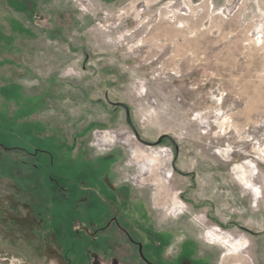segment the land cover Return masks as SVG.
Returning <instances> with one entry per match:
<instances>
[{
    "label": "rangeland",
    "instance_id": "1",
    "mask_svg": "<svg viewBox=\"0 0 264 264\" xmlns=\"http://www.w3.org/2000/svg\"><path fill=\"white\" fill-rule=\"evenodd\" d=\"M61 1L37 95L0 85V264H142L116 209L157 264H264V0Z\"/></svg>",
    "mask_w": 264,
    "mask_h": 264
},
{
    "label": "crops",
    "instance_id": "2",
    "mask_svg": "<svg viewBox=\"0 0 264 264\" xmlns=\"http://www.w3.org/2000/svg\"><path fill=\"white\" fill-rule=\"evenodd\" d=\"M97 1L103 5L120 2ZM63 5L61 0H0V85L2 79L9 77L20 83L26 94L37 95L31 90L37 85L30 86L31 80L26 79L32 75L40 79L41 74L37 72H41V61H45L41 57L49 54L53 42L63 41L62 29H72L76 21L69 8L61 9ZM53 52L59 54V51Z\"/></svg>",
    "mask_w": 264,
    "mask_h": 264
},
{
    "label": "flooded vegetation",
    "instance_id": "3",
    "mask_svg": "<svg viewBox=\"0 0 264 264\" xmlns=\"http://www.w3.org/2000/svg\"><path fill=\"white\" fill-rule=\"evenodd\" d=\"M110 157H106V159H109ZM103 222L104 224L100 226L99 228L97 227V224H93V229L89 230V235H91L93 238H96L97 236L101 235L103 232H111L115 237L117 238H123L124 242H127L128 245L134 246L137 248V256L140 259V262L142 264H157L158 259L155 256H147L145 257L144 255V244L140 242L138 239V234L133 233L131 230H128L125 228L123 225V218H121L120 215V210L116 209L109 213L108 215L103 216ZM76 231L79 230L80 227H74ZM100 232V234H99ZM112 235V236H113ZM158 237V236H157ZM156 236H153V241L155 242ZM155 248L160 247V243H154ZM141 247V254L139 252V248ZM186 252V254H185ZM189 253V251H188ZM227 253L226 255H228ZM177 259L175 261V264H205L202 259H192L188 258L187 260V250L185 247L181 249L179 254L177 255ZM186 256V257H185Z\"/></svg>",
    "mask_w": 264,
    "mask_h": 264
},
{
    "label": "bare ground",
    "instance_id": "4",
    "mask_svg": "<svg viewBox=\"0 0 264 264\" xmlns=\"http://www.w3.org/2000/svg\"><path fill=\"white\" fill-rule=\"evenodd\" d=\"M260 150V149H259ZM260 152H261V150H260ZM136 157L137 158H139V156L138 155H136ZM153 161V160H152ZM236 169L237 170H239V171H241V176H240V179H241V182L242 183H244L245 185H247V186H249V179L247 178V176H246V171H245V169H244V166L243 165H241V166H236ZM239 175V174H238ZM156 182H154V184H155ZM162 184H163V182H162ZM157 185L159 186V187H156L155 188V191H156V198H155V202L157 203V204H163L164 203V201H162L161 199L162 198H164V196H163V193L165 192V191H163L162 190V186L160 185V184H158L157 183ZM155 186V185H154ZM250 187H251V185H250ZM254 191H255V193H258L259 192V190L257 191V189L256 188H252ZM209 233V232H208ZM209 236L210 237H212V238H214L215 240H218L219 242H222V243H225V244H227L232 250H234L233 252L231 251L230 252V254H234L235 252V254H237V250L240 248V246H241V244H240V242H231L230 240H228V238H225L224 236H221V234H215V233H209ZM228 247V248H229ZM230 250V249H229ZM237 264H240L239 262L237 263Z\"/></svg>",
    "mask_w": 264,
    "mask_h": 264
},
{
    "label": "water",
    "instance_id": "5",
    "mask_svg": "<svg viewBox=\"0 0 264 264\" xmlns=\"http://www.w3.org/2000/svg\"><path fill=\"white\" fill-rule=\"evenodd\" d=\"M110 104H111V105H115V106L122 107V108L124 109V111H125V115H126V122H127L128 126L130 127V129L133 131L135 139H136L139 143H141V144H143V145H145V146H147V147H150V146L158 145V144L161 142V138H163V137H167L166 135L160 137L156 143H149V142H146V141L142 140V139L139 137V135H138L136 129L134 128V126H133V125L131 124V122H130V119H129V110H128L127 106H126L125 104H123V103H112V102H110ZM139 252H140V254H141V247L139 248Z\"/></svg>",
    "mask_w": 264,
    "mask_h": 264
},
{
    "label": "built area",
    "instance_id": "6",
    "mask_svg": "<svg viewBox=\"0 0 264 264\" xmlns=\"http://www.w3.org/2000/svg\"><path fill=\"white\" fill-rule=\"evenodd\" d=\"M70 1H76L77 2L78 0H70ZM92 1H94V0H92ZM89 5H90V2L80 4V8H81L80 10L85 11V12H89L88 8L91 7L92 4H91V6H89Z\"/></svg>",
    "mask_w": 264,
    "mask_h": 264
}]
</instances>
